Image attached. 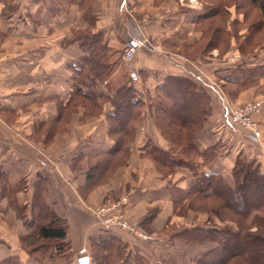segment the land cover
Segmentation results:
<instances>
[{"label": "crops", "instance_id": "obj_1", "mask_svg": "<svg viewBox=\"0 0 264 264\" xmlns=\"http://www.w3.org/2000/svg\"><path fill=\"white\" fill-rule=\"evenodd\" d=\"M205 4L0 0V264H80L84 256L87 264H94L88 241L98 238L101 228L89 207L124 194H129V219L154 238L142 240L122 230L113 235L148 264H196L215 244L189 242L183 231L227 223L237 228L204 207L184 208L196 184L193 172L179 165L164 173L149 156L152 144L164 150L174 145L164 131L178 128L161 127L151 101L164 99L159 88L169 76H179L193 79L205 93L198 106L208 112L193 144L199 152L215 150V159L204 163L200 156L201 169L221 175L231 186L238 158L258 165L264 174V109L256 115L263 131L258 142L228 121L229 106L264 95V49L251 45L243 62L225 60L241 50L243 41V28L233 27L243 20L235 6L228 9V47L206 48ZM143 17L150 45L127 63L122 58L125 42ZM85 34L99 40L96 49L81 44ZM94 49L105 53L108 72L89 82L97 108L91 112L79 102L71 108L72 64H80ZM124 85L135 90L134 101L142 112L133 139L111 154L115 139L108 116L114 110L112 99ZM21 181H26L24 188L18 187ZM37 192L45 207L67 220L69 257L39 262L23 247L21 238L30 229L16 216L15 199L30 213Z\"/></svg>", "mask_w": 264, "mask_h": 264}, {"label": "trees", "instance_id": "obj_2", "mask_svg": "<svg viewBox=\"0 0 264 264\" xmlns=\"http://www.w3.org/2000/svg\"><path fill=\"white\" fill-rule=\"evenodd\" d=\"M250 1L257 6L260 15L262 14L258 22L251 26L254 38L256 31H262L264 27V0ZM213 4L207 8L204 15L208 20L203 29V41L208 45L206 48L219 44L228 47L230 31L226 22L231 17L228 9L235 6L238 10L242 3L238 0L232 2L218 0ZM224 9L227 11L224 12ZM235 26L239 29L241 24ZM80 40L81 44L89 49L92 48V44L95 48V44L99 42L98 39L92 40V36L87 34L80 37ZM95 49L81 58L80 64L77 62L72 64L74 72L72 96L68 102L71 108L78 102L91 112L97 108L96 100L89 91V82H96L108 72L103 64L106 59L105 53L96 52ZM159 91L164 99L156 98L151 101L152 107L157 111L156 121L161 127L174 126L178 130L164 131L174 144L171 149L164 150L152 144L149 156L164 173L179 165L188 167L193 172L196 184L189 191L183 204L184 208L204 207L220 220L234 222L237 226L233 230L228 223L223 226L210 224L208 227L183 231L182 236L189 242L209 241L215 244L213 249L205 252L196 261V264H264V174L258 165L240 158L236 160L233 168V186L219 174L204 172L198 158L204 157V163L215 159V150L211 148L199 152L193 144V136L201 128L208 112V109L198 106V102L205 97L204 90L193 79L169 76ZM134 98L133 87L124 85L117 90L116 96L112 99L114 110L108 116L111 122L109 133L115 139V145L111 154L124 150V145L134 137V126L142 112ZM20 206L23 211L27 209L26 204ZM17 207L18 204L15 202V208ZM31 207L32 216L39 222H30L27 217L25 218V214L19 217L30 229V232L21 238L24 249L39 262L44 258L54 259L70 255V243L66 241L67 220L58 216L49 207H45L38 192L33 197ZM21 212L22 210L18 211L17 208L16 213L19 215ZM91 241L93 248L95 245L103 247L96 255L97 260L93 259L95 264H148L143 256L132 253L127 244L113 233L104 234L97 239L92 238Z\"/></svg>", "mask_w": 264, "mask_h": 264}, {"label": "built area", "instance_id": "obj_3", "mask_svg": "<svg viewBox=\"0 0 264 264\" xmlns=\"http://www.w3.org/2000/svg\"><path fill=\"white\" fill-rule=\"evenodd\" d=\"M147 21L146 17L136 20L133 32L126 40L123 49V60L130 63L137 54L150 45V40L143 33L142 25ZM240 58L238 53H232L226 57V61L236 62ZM264 108V95L258 96L243 104L229 106L228 121L246 130L251 141L258 142L262 138V130L256 115ZM129 194L118 198L106 200L89 207L91 214L98 221L102 232L113 233L122 230L142 240H152L154 236L143 230L138 223L128 217Z\"/></svg>", "mask_w": 264, "mask_h": 264}, {"label": "rangeland", "instance_id": "obj_4", "mask_svg": "<svg viewBox=\"0 0 264 264\" xmlns=\"http://www.w3.org/2000/svg\"><path fill=\"white\" fill-rule=\"evenodd\" d=\"M205 2H207L208 4H205V6L207 5L208 7H211L212 5H214L213 3L217 2L218 0H203ZM228 2H232V0H227ZM239 2L242 3V6H240V9H238L237 11H239L241 14H242V19H245L244 21H242L241 23V28H243V41L241 43V50H237L233 53H238L240 55V58L236 61V62H231V61H228V63H232V64H236V63H240V62H243L246 55L248 56V52H245L249 49L247 48H250L249 46L251 45H254L257 47L258 51H260L261 49H264V27L261 29L262 31H256V33L254 34V38H253V33L251 32V26H253L254 24L253 23H256L258 22V20L260 19L261 15H260V12L259 10L256 8L257 6H255L250 0H238ZM245 15V16H244ZM264 17V16H263ZM264 19V18H263ZM253 24V25H252ZM258 26V24H257ZM234 29L236 26H233ZM237 29V28H236ZM238 30V29H237ZM252 33V34H251ZM244 51V52H243ZM258 52H256L257 54ZM231 55V54H230ZM229 56V55H228ZM123 58V57H122ZM262 96V95H260ZM258 97V96H257ZM256 98V97H255ZM254 99V98H253ZM252 100V99H251ZM250 101V100H249ZM247 102V101H246ZM245 103V102H244ZM243 104V103H241ZM239 105V104H237ZM264 109V108H263ZM262 109V110H263ZM261 110V111H262ZM260 111V112H261ZM259 112V113H260ZM256 119H257V116H256ZM258 120V119H257ZM259 122V120H258ZM260 125V123H259ZM261 128V127H260ZM262 130V129H261ZM262 138H263V131H262ZM121 160V159H120ZM41 184L43 183V181L40 182ZM26 186V181H21L20 184H19V187L21 188H24ZM16 198V197H15ZM15 202L18 204V211L22 210L21 213H19V215L16 213L17 212V208H15V213H16V216L19 218H21L24 214L26 215L25 218L28 219L30 222H33V223H38L39 221L32 216L31 212L29 213L28 209H26L25 211H23V209L21 208L20 205H24V202H21V204L18 203V201L15 199ZM204 205V204H203ZM40 207V206H39ZM38 207V209H39ZM90 211V210H89ZM36 219V221H35ZM98 222V221H97ZM229 224V223H228ZM139 225V224H138ZM224 225V224H223ZM221 225V226H223ZM140 226V225H139ZM141 227V226H140ZM101 228V226H100ZM142 228V227H141ZM143 229V228H142ZM144 230V229H143ZM147 232V231H146ZM106 235V234H109L107 232H102L101 230V235L99 237H101L102 235ZM98 237V238H99ZM92 239V238H91ZM91 239H89L88 241V253L90 254L92 260L96 259L97 260V253L100 252V248L102 249L103 247L101 246H97L95 245V247L93 248V243L91 241ZM97 239V238H95ZM69 257V255L67 256ZM93 260V262H94ZM11 264H16V261L14 262H11ZM95 264V262H94Z\"/></svg>", "mask_w": 264, "mask_h": 264}, {"label": "water", "instance_id": "obj_5", "mask_svg": "<svg viewBox=\"0 0 264 264\" xmlns=\"http://www.w3.org/2000/svg\"><path fill=\"white\" fill-rule=\"evenodd\" d=\"M79 261H80V264H87L88 261H89V259H88L87 256H84V257H81V258L79 259Z\"/></svg>", "mask_w": 264, "mask_h": 264}]
</instances>
